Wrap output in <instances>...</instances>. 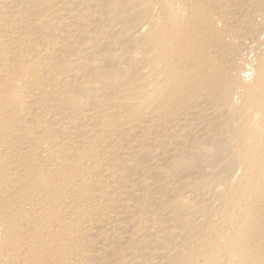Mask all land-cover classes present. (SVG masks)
Listing matches in <instances>:
<instances>
[{"label":"bare ground","instance_id":"obj_1","mask_svg":"<svg viewBox=\"0 0 264 264\" xmlns=\"http://www.w3.org/2000/svg\"><path fill=\"white\" fill-rule=\"evenodd\" d=\"M0 264H264V0H0Z\"/></svg>","mask_w":264,"mask_h":264}]
</instances>
